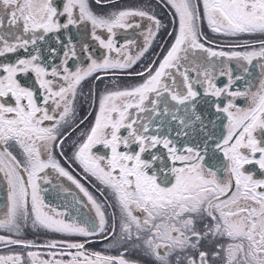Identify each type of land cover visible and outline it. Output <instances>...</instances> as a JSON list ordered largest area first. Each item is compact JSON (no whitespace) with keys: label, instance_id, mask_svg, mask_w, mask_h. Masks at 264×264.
Here are the masks:
<instances>
[{"label":"snow or ice","instance_id":"1","mask_svg":"<svg viewBox=\"0 0 264 264\" xmlns=\"http://www.w3.org/2000/svg\"><path fill=\"white\" fill-rule=\"evenodd\" d=\"M159 2L0 0V264H264V0Z\"/></svg>","mask_w":264,"mask_h":264},{"label":"flooded vegetation","instance_id":"2","mask_svg":"<svg viewBox=\"0 0 264 264\" xmlns=\"http://www.w3.org/2000/svg\"><path fill=\"white\" fill-rule=\"evenodd\" d=\"M145 0H121L122 4H141L144 3ZM152 7L155 10L156 15L158 16V18L161 19L162 24L165 25V27L161 30V32L159 33V39L157 42V46L154 47L152 49L153 53L156 54H160L162 55L163 51H166L167 46L172 42V38L168 36V32H171L173 30V11L165 6V4L163 2H159L158 0H150ZM204 32L209 36L210 39H214V40H220L222 39L221 37L215 36L214 34L210 33L209 30L207 29V26L205 25L204 27ZM160 45H163V49H161ZM139 67V65L137 66ZM126 82V81H125ZM92 81L89 80L85 86H84V91L87 92L88 88L90 85H92ZM103 83H100L97 86V92H99L100 89L103 88ZM89 107L87 104H83V106L80 108V118H83L87 111H89ZM91 122V118H89L88 121H86V123L84 125H81L82 129H86L88 127V125ZM80 129H77L76 133H73V138L76 137V135L79 133ZM71 149L68 148L66 151V155H70ZM63 162V161H62ZM65 167H68L67 164H65ZM70 171L73 172V175H75L77 177V179H80L81 183H83L85 185V187H87L89 189L90 192H92L94 195H99V193L97 192L96 188H99V185H96V188L93 187L94 184H96V182L94 180H92L91 178L89 179H84L83 175L80 173V169L78 168V166L73 165L70 169ZM61 182L66 186V187H71L73 192L77 195H79L81 198H83L82 193H79L77 189H75L74 185H71L70 182H68L66 179L61 178ZM54 183H56V181L54 180ZM0 189H2V185H0ZM5 195V194H4ZM46 196V200L50 203H52L53 205H67L68 206V210L70 212H72V214H76V209L72 207V196H66L63 192H60L56 187H50L49 191L45 194ZM4 205V204H3ZM0 206V208L3 207ZM77 208L79 206H76ZM61 210H64L63 207H61ZM82 212H86L87 210L85 209H81ZM30 231L32 230H28L29 235H27L25 233V238L26 239H31V240H36L38 241L39 238L41 237L38 234H34L32 235L30 233ZM39 234H47L50 236V238H57L54 237L53 234L51 233H45V232H41ZM40 242V241H38ZM97 244L96 247H94V245ZM90 248L93 249H98L101 250L102 245L101 243H92L89 245Z\"/></svg>","mask_w":264,"mask_h":264},{"label":"rangeland","instance_id":"3","mask_svg":"<svg viewBox=\"0 0 264 264\" xmlns=\"http://www.w3.org/2000/svg\"><path fill=\"white\" fill-rule=\"evenodd\" d=\"M41 232H43V231H40V232H33V231H30V233H31L32 235H34V234H38V235L41 236V237L39 238V240H38V241H40V242H43V241L48 240V239H52V238H50V236L47 235V234H39V233H41ZM26 234L29 235L28 231L26 232ZM57 238H58V237H57ZM96 246H97V244L94 245V247H96ZM92 249H93V248H92ZM17 250H19V249H17ZM96 250H98V249H96ZM0 251H6V250H5V249H0Z\"/></svg>","mask_w":264,"mask_h":264},{"label":"water","instance_id":"4","mask_svg":"<svg viewBox=\"0 0 264 264\" xmlns=\"http://www.w3.org/2000/svg\"><path fill=\"white\" fill-rule=\"evenodd\" d=\"M5 203V195L2 189H0V206Z\"/></svg>","mask_w":264,"mask_h":264}]
</instances>
